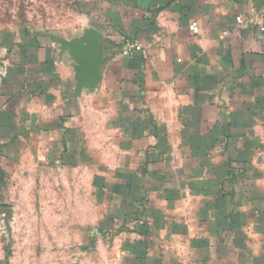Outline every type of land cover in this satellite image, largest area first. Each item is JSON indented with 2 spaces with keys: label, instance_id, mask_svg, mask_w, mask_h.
Returning a JSON list of instances; mask_svg holds the SVG:
<instances>
[{
  "label": "crops",
  "instance_id": "obj_1",
  "mask_svg": "<svg viewBox=\"0 0 264 264\" xmlns=\"http://www.w3.org/2000/svg\"><path fill=\"white\" fill-rule=\"evenodd\" d=\"M89 11L99 80L77 98L48 33L0 30V169L90 167L108 264H264V0Z\"/></svg>",
  "mask_w": 264,
  "mask_h": 264
},
{
  "label": "rangeland",
  "instance_id": "obj_2",
  "mask_svg": "<svg viewBox=\"0 0 264 264\" xmlns=\"http://www.w3.org/2000/svg\"><path fill=\"white\" fill-rule=\"evenodd\" d=\"M92 1L0 0V30L71 38L90 24ZM56 161L32 155L0 173V264H108L112 247L97 231L103 209L94 207L91 168Z\"/></svg>",
  "mask_w": 264,
  "mask_h": 264
},
{
  "label": "water",
  "instance_id": "obj_3",
  "mask_svg": "<svg viewBox=\"0 0 264 264\" xmlns=\"http://www.w3.org/2000/svg\"><path fill=\"white\" fill-rule=\"evenodd\" d=\"M57 43L62 52L69 54L74 61L75 87L73 97L82 92H93L98 84L100 70V34L92 26H85L80 33L71 38L61 35H48Z\"/></svg>",
  "mask_w": 264,
  "mask_h": 264
},
{
  "label": "built area",
  "instance_id": "obj_4",
  "mask_svg": "<svg viewBox=\"0 0 264 264\" xmlns=\"http://www.w3.org/2000/svg\"><path fill=\"white\" fill-rule=\"evenodd\" d=\"M130 47H134L135 44L129 45ZM7 75V67L5 65H0V78L5 77Z\"/></svg>",
  "mask_w": 264,
  "mask_h": 264
},
{
  "label": "trees",
  "instance_id": "obj_5",
  "mask_svg": "<svg viewBox=\"0 0 264 264\" xmlns=\"http://www.w3.org/2000/svg\"><path fill=\"white\" fill-rule=\"evenodd\" d=\"M0 173H1L2 175H4V174H5V172H4L3 170H1V169H0Z\"/></svg>",
  "mask_w": 264,
  "mask_h": 264
}]
</instances>
